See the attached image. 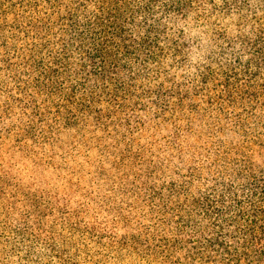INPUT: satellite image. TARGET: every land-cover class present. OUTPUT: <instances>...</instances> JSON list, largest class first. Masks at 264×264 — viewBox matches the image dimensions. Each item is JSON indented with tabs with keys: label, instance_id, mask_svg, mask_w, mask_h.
Here are the masks:
<instances>
[{
	"label": "trees",
	"instance_id": "1",
	"mask_svg": "<svg viewBox=\"0 0 264 264\" xmlns=\"http://www.w3.org/2000/svg\"><path fill=\"white\" fill-rule=\"evenodd\" d=\"M86 240L264 264V0H0V264Z\"/></svg>",
	"mask_w": 264,
	"mask_h": 264
},
{
	"label": "rangeland",
	"instance_id": "2",
	"mask_svg": "<svg viewBox=\"0 0 264 264\" xmlns=\"http://www.w3.org/2000/svg\"><path fill=\"white\" fill-rule=\"evenodd\" d=\"M85 169H88V167H85ZM80 178H82V177H80ZM59 183H60L59 180H56L54 182V186H53L52 191L49 190V193L51 195H56L58 197V196L64 195V193H72L69 190V186H67L66 189H64V190L60 189V187H58ZM86 246H87V248H86V250H84L82 257L80 258L81 264H86L84 262V260L88 263L87 260L89 258L96 260V261H100L101 264L106 263L104 260H106L105 256H107L108 253H106L104 250H102L101 246L95 245V244L89 245L88 240H86ZM82 258H84V260ZM122 264H128V262L125 261Z\"/></svg>",
	"mask_w": 264,
	"mask_h": 264
}]
</instances>
